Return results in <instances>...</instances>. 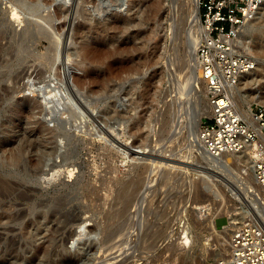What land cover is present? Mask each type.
<instances>
[{
  "label": "rangeland",
  "instance_id": "rangeland-1",
  "mask_svg": "<svg viewBox=\"0 0 264 264\" xmlns=\"http://www.w3.org/2000/svg\"><path fill=\"white\" fill-rule=\"evenodd\" d=\"M67 1L12 19L15 1L0 0V179L21 185L9 196L33 221L23 227V220H0V264H96L106 256L112 264H185L183 254L192 264H217L229 251L227 217L259 205L243 181L244 157L213 169L194 140L197 123L209 115H202L208 103L202 84L189 89L187 24L155 64L161 51L155 0L121 7L112 1L103 13L90 0ZM183 1L178 16L188 14ZM66 8L73 11L55 17ZM192 31L191 38L199 27ZM241 38L257 67L235 102L252 119L264 108V10ZM79 77L86 78L82 86ZM54 88L63 92L62 109L37 96ZM42 137L46 144L35 147ZM142 148L149 153H135ZM5 202L1 190L3 217L10 215ZM206 204L213 208L208 217L218 214L216 231L193 210ZM57 208L58 219L48 224L44 212ZM183 226L193 237L190 247L178 236Z\"/></svg>",
  "mask_w": 264,
  "mask_h": 264
},
{
  "label": "built area",
  "instance_id": "built-area-1",
  "mask_svg": "<svg viewBox=\"0 0 264 264\" xmlns=\"http://www.w3.org/2000/svg\"><path fill=\"white\" fill-rule=\"evenodd\" d=\"M263 4L264 0H198L203 33L197 60L210 107L198 142L215 158L245 153L258 189L253 192L258 207L243 205L227 217L229 251L218 264H264V108H257L253 121L242 115L234 101L240 78L257 67L256 58L241 47V37ZM212 210L206 204L199 211L207 217Z\"/></svg>",
  "mask_w": 264,
  "mask_h": 264
},
{
  "label": "bare ground",
  "instance_id": "bare-ground-1",
  "mask_svg": "<svg viewBox=\"0 0 264 264\" xmlns=\"http://www.w3.org/2000/svg\"><path fill=\"white\" fill-rule=\"evenodd\" d=\"M15 2H14V5H15V7L13 8H11L12 9V11H11V14H12V19H14V18H17V17H19L20 16V12L22 11V10H24L25 12L26 11H28L29 13H33V14H38L39 13V11H40V9H41V7L43 6V5H45V4H51L52 2H54V3H56V2H58V0H29L28 2H25L24 0H14ZM42 1H44L45 3H43ZM67 1V0H66ZM112 1H115V3H117L116 5H117V7H121L122 6V0H90V3L92 2V3H95L96 4V7L95 8H97V11L99 12V13H103V12H105L104 11V9H106L107 11H111L112 10V8H114V6L113 5H111V2ZM70 2H71V0H68L66 3H67V5L68 4H70ZM75 2V1H74ZM65 3V2H64ZM65 3V4H66ZM188 5H189V9H188V14H187V18H188V20L191 22V28H190V36L192 35V33H193V31H192V28L193 27H199V31H197L196 32V36H192V39H193V45H192V47H191V50H190V56H189V58H190V61L192 62V67H190L191 69H192V74H191V79L189 80V89H190V87L195 83V82H198V83H200V84H202L201 83V81H200V68H199V64H198V60H197V51H198V48H199V46H200V43H201V40H202V37H201V40H200V35L203 33L202 32V28H201V22H200V20H199V12H198V0H188ZM53 4V3H52ZM116 5H115V7H116ZM52 6V5H51ZM92 7H94V6H92ZM93 9V8H92ZM72 10V8L70 9V8H66V10L65 11H62L61 9H57L56 11H55V17L56 18H61L64 14L66 15H68L69 14V12ZM172 11V13H173V9H171ZM262 10H264V4H263V6H262V8L260 9V11H259V13H258V15H257V17L256 18H258V16L261 14V11ZM73 11V10H72ZM27 12V13H28ZM97 13V12H96ZM174 14V13H173ZM73 15V14H72ZM71 16V15H70ZM69 16V17H70ZM72 17V16H71ZM256 18L253 20V21H255L256 20ZM70 19V18H69ZM72 19V18H71ZM75 19H73L72 20V22H71V20H70V22H69V25H68V30L73 26V24L75 23V21H74ZM252 21V22H253ZM36 22V21H35ZM170 22V21H169ZM168 22V23H169ZM171 28L173 27V25H174V19H172L171 20ZM251 22V23H252ZM66 26V25H65ZM78 28H77V30H83V29H81V27L79 28V26H77ZM66 28H67V26H66ZM86 28V27H85ZM51 29V28H50ZM51 31L53 32V30L51 29ZM80 31H77V33L79 34V38L78 39H84V37L86 36V34L84 35V33L83 32H80ZM68 32V31H67ZM3 33V32H2ZM189 33V32H188ZM186 34V33H185ZM54 35V34H53ZM48 37V36H47ZM0 39H1V37H0ZM241 44H242V48L245 50V51H248V48H247V45H246V42H244V41H242L241 40ZM1 49V48H0ZM83 51H84V49H82ZM170 56V55H169ZM167 65V64H166ZM190 65V66H191ZM172 70V69H171ZM187 71V70H186ZM252 72H254V71H252ZM251 72V73H252ZM66 73H68V72H66ZM171 73V72H170ZM251 73H248V74H245V75H243L241 78H240V81H239V84L236 86V88H235V90H234V93L236 94V92H238V90H239V88H240V85L242 84V82H244V81H246L247 80V76L249 75V74H251ZM187 74V73H186ZM184 75V74H183ZM66 76V75H65ZM68 77H70V75L68 74L67 75ZM35 77V76H34ZM183 77V76H182ZM67 78V77H66ZM34 79V78H33ZM181 79V78H180ZM187 79V78H186ZM185 79V80H186ZM31 80V79H30ZM85 80H86V78L85 79H83V78H77V81H76V83H77V86H82L84 83H85ZM171 80V79H170ZM181 80H183V79H181ZM184 80V81H185ZM179 82V81H178ZM197 83V84H198ZM185 84V83H184ZM27 85V84H26ZM31 85V84H30ZM180 85H182V84H180ZM49 86V85H48ZM203 86V85H202ZM15 87V86H14ZM31 87V86H30ZM56 87V86H55ZM180 87V86H179ZM42 88V87H41ZM192 88V87H191ZM203 88H204V86H203ZM50 89V88H49ZM54 89H56V88H54ZM53 89V90H54ZM58 89V88H57ZM55 90V92H53V93H45V92H41V93H39L38 91H36V90H34V91H36V92H38L39 94H37V96L40 98V99H42L41 101H43V103L47 106V107H52L53 108V106L54 107H57V108H55V109H57L58 110V107H60L61 108V106L63 107V105H65V103H64V96L62 95V93L63 92H61V91H59V90ZM178 89V88H177ZM19 90V89H18ZM37 90H40V89H37ZM191 90V89H190ZM33 91V92H34ZM49 90H47V92H48ZM175 91V90H174ZM179 91V90H178ZM32 92V91H31ZM204 92H205V95H206V99H207V93H206V90H205V88H204ZM181 93V92H180ZM235 94H234V101L236 100V96H235ZM181 98V97H180ZM187 100V99H186ZM182 101V100H181ZM181 101H180V103H181ZM184 101V102H183ZM182 101V103H184L185 104V100H183ZM187 102V101H186ZM207 102H208V99H207ZM188 103V102H187ZM236 103V102H235ZM28 105V104H27ZM184 107V106H183ZM182 107V109H184ZM64 108H65V106H64ZM63 108V109H64ZM34 109V107H30L29 108V110H33ZM62 109V108H61ZM54 110V109H53ZM61 111V110H60ZM56 112V111H55ZM62 112V111H61ZM70 112V111H69ZM182 112V111H181ZM180 113V112H179ZM204 114H206V115H209L210 116V107H209V104L207 103V106H206V108H205V110H204V113H202V115H204ZM174 115V114H173ZM177 115V114H176ZM182 115V114H181ZM185 115V114H184ZM242 115H244L243 113H242ZM247 116H249L250 118H248L247 116H245L246 118H248V119H250V120H253L254 121V118H252L251 119V117H252V114H250V113H247L246 114ZM173 117V116H172ZM178 117H179V115H178ZM177 117V118H178ZM180 117H182V116H180ZM179 117V118H180ZM176 118V119H177ZM178 118V119H179ZM183 118V117H182ZM174 119V118H173ZM180 120V119H179ZM176 121V120H175ZM182 121H184V120H182ZM98 122V121H97ZM141 122H142V120L141 119H139V120H137V123L135 124V125H137L138 127H137V131H141V129H142V124H141ZM148 122H149V120L147 121V124L145 125V127L146 128H148V129H150L149 128V125H148ZM190 122V121H189ZM78 123V122H77ZM175 124V123H174ZM181 124V123H180ZM178 125L179 124H177V130H179V127H178ZM182 125V124H181ZM85 126H86V124H85ZM197 129H196V127H195V132H194V135H195V138H194V140L197 142V138H199V130H200V128H199V126H200V121L197 123ZM87 127V126H86ZM175 127V126H174ZM41 128V131H44V127H40ZM77 128V127H76ZM181 128V127H180ZM189 128V127H188ZM87 129V128H86ZM154 130V129H153ZM175 130H176V128H175ZM150 131V130H149ZM152 132V131H151ZM154 132H155V130H154ZM176 132V131H175ZM110 135V134H109ZM174 135V134H173ZM176 136H178V135H176ZM191 138V137H190ZM113 139V138H112ZM174 140V139H173ZM194 141V142H195ZM117 142V141H116ZM122 142V141H121ZM165 142V141H164ZM169 142V141H168ZM34 144H35V147L38 145V146H40V147H42L43 146V144H46V140L44 139V137H42V139L40 140V141H36V142H34ZM119 144V143H118ZM120 145V144H119ZM158 145V144H157ZM37 146V147H38ZM124 147V146H123ZM202 148V147H201ZM116 149V148H115ZM136 149V148H135ZM179 149V148H178ZM202 150H204L203 148H202ZM135 153H138V154H141V155H146V154H148L149 152L148 151H146L144 148H142V150H137V151H135ZM174 153V152H173ZM203 153V152H202ZM162 154V153H161ZM204 154H205V158H206V160H207V162H208V164L213 168V169H219V168H226V166L228 165L229 166V163H230V157L231 156H238V157H244V162H245V165H246V167H245V165H244V167H245V173H246V176L245 177H243V181H245V185L246 186H248L250 189L253 187L254 189V191H256V192H258V189H257V186H256V180H255V177H254V174H253V168H252V164H251V161H250V158L248 157V156H246L245 155V153H224V154H222L220 157H218V158H215V157H213V156H211L210 154H208L205 150H204ZM173 155V154H172ZM158 156V155H157ZM184 158V157H183ZM181 159V158H180ZM188 160V159H187ZM172 161V160H171ZM243 162V163H244ZM190 166V165H189ZM157 170V169H156ZM210 170V169H209ZM219 170H221V169H219ZM141 171V170H140ZM163 172V171H162ZM188 172V171H187ZM69 174V173H68ZM71 174V173H70ZM150 174V173H149ZM242 176H244V175H242ZM209 177V176H208ZM134 178V177H133ZM135 179V178H134ZM133 179V180H134ZM148 179V178H147ZM123 180V179H122ZM153 181V180H152ZM151 181V182H152ZM189 181V180H188ZM116 182V181H115ZM117 183V182H116ZM132 183V182H131ZM252 183V184H251ZM251 184V185H250ZM132 185V184H131ZM20 184L19 183H17V182H13L12 180H8V179H0V187H1V189H0V191L2 190V192H3V194H4V198L6 199V202L4 203L5 204V206L7 207V210H9V214L10 215H8V216H6V217H3V216H1V214H0V220H2V219H7L8 221H12V220H14V219H17V220H23L22 221V225H23V227H28V226H33V221L31 220V219H27L26 218V212H25V210L24 211H22V210H20V209H18L17 207H18V205L15 203V201L9 196V195H11L14 191H17L19 188H20ZM127 186V185H126ZM128 186H130V185H128ZM29 191V190H28ZM202 192V191H201ZM24 194V193H23ZM22 194L20 193V196H21ZM19 196V197H20ZM23 196V195H22ZM32 196V195H31ZM24 197V196H23ZM25 198V197H24ZM59 200V199H58ZM56 201V200H55ZM60 201V200H59ZM154 201V200H153ZM38 202V201H37ZM43 202V201H42ZM57 203H58V201H56ZM85 203V202H84ZM65 204V203H64ZM144 204V203H143ZM254 204V203H253ZM54 205V204H53ZM60 205V204H59ZM148 205V204H147ZM63 206V205H62ZM141 206V205H140ZM40 207V206H39ZM43 207V206H42ZM41 207V208H42ZM54 207H55V205H54ZM203 207H205V205L204 206H201V205H197V206H195L194 208H193V210H194V212H196V214H199L198 212H197V210H202V208ZM140 208V207H139ZM146 208V207H145ZM216 210V209H215ZM140 211V210H139ZM141 211H142V208H141ZM218 211V210H217ZM216 211V212H217ZM59 210H58V208L57 209H53V210H51V211H46V212H44V215H48L47 216V218H46V220L48 221V224L49 223H52V224H54L55 222H56V219H58V214H59ZM219 212V211H218ZM144 214V213H143ZM233 214H234V212L230 215V216H233ZM136 215V214H135ZM216 215V214H215ZM214 214H212L210 217H206L205 218V221H207L208 222V224H209V226L213 229V230H218V228H217V226H215V223H214V219H215V217L216 216H218V214L215 216ZM197 216H199V215H197ZM144 217V216H143ZM64 218V217H63ZM161 218V217H160ZM202 218V217H201ZM145 220V219H144ZM16 221V220H15ZM203 221H204V219H203ZM14 222V221H13ZM66 222V221H65ZM16 223V222H15ZM20 223V222H19ZM63 223V222H62ZM152 223V222H151ZM197 223V222H196ZM202 223V222H201ZM203 223H206V222H203ZM21 224V223H20ZM47 224V225H48ZM144 224V223H143ZM182 224V223H181ZM208 224H206V228H207V225ZM63 225V224H62ZM201 225V224H200ZM49 226V225H48ZM51 226V225H50ZM56 226V225H55ZM54 226V227H55ZM208 226V227H209ZM53 228V227H52ZM56 229H57V227H56ZM224 229V231L228 234V240H229V234H230V232L228 231V229H227V227H224L223 228ZM53 231H54V229H53ZM135 231V230H134ZM179 231V230H178ZM54 232H56V231H54ZM217 233V232H216ZM122 235V234H121ZM167 235V234H166ZM225 235V234H224ZM140 236V235H139ZM161 236V235H160ZM178 236H182V239H184V241H183V246L184 245H188L189 247H190V245L192 244V236H191V234H190V230H189V227L187 228V227H185V226H183V228L181 229V235H178ZM226 238V237H225ZM177 239V238H176ZM179 239V238H178ZM227 239V238H226ZM14 241V240H13ZM14 243V242H13ZM164 243V242H163ZM127 244V243H126ZM185 246V247H186ZM126 247V246H125ZM125 249V248H124ZM126 249H128V248H126ZM125 251V250H124ZM125 253V252H124ZM122 254H123V252H122ZM121 254V255H122ZM126 254V253H125ZM228 255V254H227ZM98 257H99V255H98ZM107 258L105 259L104 257H102V258H104L103 260H100V259H102L101 257H100V261H102V263H104V264H112V262H110V260H112L111 258H108V256H106ZM225 258H227V256L225 257ZM225 258H221V259H225ZM182 260H183V263H185V264H192L190 261H189V258L186 256V255H184L183 254V256H182V258H181ZM98 260V261H99ZM109 260V261H108ZM98 261H97V263H98ZM99 261V262H100ZM118 261V260H117ZM96 263V264H97ZM102 263H100V264H102ZM114 263H116V262H114ZM218 264V263H217Z\"/></svg>",
  "mask_w": 264,
  "mask_h": 264
},
{
  "label": "water",
  "instance_id": "water-1",
  "mask_svg": "<svg viewBox=\"0 0 264 264\" xmlns=\"http://www.w3.org/2000/svg\"><path fill=\"white\" fill-rule=\"evenodd\" d=\"M126 0H122V3H125ZM156 9H157V30L160 34V42H159V48H160V54L158 57H156L155 64H157L162 56L164 55V51L166 48V45L170 44V49H173V43L175 40H177L181 34L182 26L187 24V28L190 30L191 28V22L188 20L186 15L178 16L179 10H181L184 7V1L183 0H155ZM168 7L173 9V13H169ZM199 12V9H198ZM174 19V25L172 28H169L168 22ZM199 20H200V12H199ZM201 22V20H200ZM193 45V39L189 35V37L186 40V47L185 51L188 56H190V49ZM78 239L72 243V246L74 247L77 243Z\"/></svg>",
  "mask_w": 264,
  "mask_h": 264
}]
</instances>
